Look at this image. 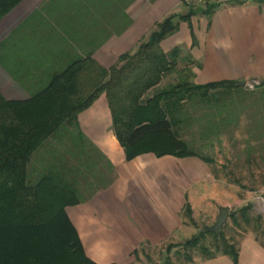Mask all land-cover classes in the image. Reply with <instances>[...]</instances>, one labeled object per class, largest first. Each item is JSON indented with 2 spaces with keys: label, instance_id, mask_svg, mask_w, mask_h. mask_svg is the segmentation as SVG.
I'll use <instances>...</instances> for the list:
<instances>
[{
  "label": "trees",
  "instance_id": "obj_1",
  "mask_svg": "<svg viewBox=\"0 0 264 264\" xmlns=\"http://www.w3.org/2000/svg\"><path fill=\"white\" fill-rule=\"evenodd\" d=\"M21 1L0 0V20ZM78 2L70 3L75 16ZM130 2L86 0L85 17L93 21L94 11L110 13L112 22L117 19L120 29L116 33L120 34L130 23L125 12ZM214 8L208 6L206 12ZM197 10L192 8L179 18L188 19ZM175 18L173 14L158 22L135 51L122 54L110 68L92 57L93 45L84 54H71L67 63L52 71L28 98L7 99L0 92V264H97L86 254L66 208L92 196L97 187L89 180L101 179L99 162L92 155L95 147L88 144L78 116L102 94L126 160L144 153L197 157L218 170L216 159L194 148L183 132L192 121L205 120L200 125L202 137L217 135L226 118L224 108L236 104L227 95L246 87L232 80L195 84L191 68L178 66L181 49L174 47L165 52L161 46L177 30ZM106 21L109 23L108 15ZM173 73H177V80L160 86ZM258 86L264 88V82ZM38 152L43 153L35 162L37 179L31 181L28 170ZM251 208L246 204L231 210L228 218L236 226L248 224L252 220ZM184 213L196 225L188 202ZM222 228L216 232L199 231L180 245L170 243L166 258L149 264H178L169 256L174 246H180L185 253L198 249L205 257L228 254L237 262L236 245ZM208 235L214 238L213 249L205 243ZM187 260H192L190 254Z\"/></svg>",
  "mask_w": 264,
  "mask_h": 264
},
{
  "label": "crops",
  "instance_id": "obj_2",
  "mask_svg": "<svg viewBox=\"0 0 264 264\" xmlns=\"http://www.w3.org/2000/svg\"><path fill=\"white\" fill-rule=\"evenodd\" d=\"M71 1L22 0L0 20V52L5 51L0 57V92L5 98H28L52 71L67 63L71 54H84L93 45L92 57L110 68L122 54L135 51L158 22L173 14L178 28L161 46L165 52L181 49L178 66L191 68L195 84L264 82V0L219 6L209 13L207 7L188 5L185 0H131L125 10L130 23L120 34L116 33L120 29L117 19L112 22L110 13L94 11L97 20H87L86 0H78L77 16L70 9ZM192 8L199 10L188 19L179 18ZM81 23L90 25L88 35L82 34ZM109 31L111 35L105 33L94 42L95 34ZM182 54L188 62H183ZM3 56L7 57L5 63ZM78 122L88 144L100 153L101 179H90L97 187L94 194L66 209L86 254L97 264L164 260L167 244L180 245L204 225H210L204 224L196 232L195 215L196 225L183 213L187 203L184 191L195 186L197 180L193 178L192 182L191 177L205 172L207 163L197 157L184 159L187 167L182 178L175 161L183 158L144 153L126 160L112 129L105 94L79 114ZM235 245L237 262L224 253L196 262L264 264V240L249 234ZM179 248L174 246L169 256Z\"/></svg>",
  "mask_w": 264,
  "mask_h": 264
},
{
  "label": "rangeland",
  "instance_id": "obj_3",
  "mask_svg": "<svg viewBox=\"0 0 264 264\" xmlns=\"http://www.w3.org/2000/svg\"><path fill=\"white\" fill-rule=\"evenodd\" d=\"M75 27L76 24L73 28L75 29ZM89 30L91 28L88 23L87 26H85V23H81L82 34L86 32V35H88ZM105 33L107 32L95 34L94 42H98ZM4 52H0V57ZM182 55L184 57V54ZM3 59L1 60L5 63L7 57L4 58L3 56ZM188 61L187 58H183L184 63ZM176 80L177 75L175 73L169 74L160 86H165ZM247 83L244 85L245 89L241 91L233 90L227 95L228 100L235 101L236 104H228L230 109L228 106L224 108L226 118L223 121L221 131L217 135H212L210 138L202 137L204 135L202 134L201 126L203 124L201 123L205 120L198 122L199 124L195 120L192 121L191 126L186 127L183 132L184 138L194 148L215 158L218 167V170H213L211 165L205 166V172H200L195 177H191L192 182L193 178L197 180L195 186L184 191L186 201L192 208V215L197 218L196 232L204 224H212L216 220L220 206H229L231 211L246 204L252 205L250 210L252 220L250 223L241 222V226H236L227 218L223 225L222 229L225 235L233 243H238L241 238L249 234L256 235L259 240H264V88L256 85L250 89L247 87ZM239 101L240 103H238ZM195 115L199 116L200 112ZM48 143L49 140L46 144ZM42 153H36L34 156L36 159L33 158L34 161L29 166L28 171L31 181L37 179L35 170L38 163L35 164V162H37V159L39 160L38 155ZM92 155L94 161H100L99 152L94 151ZM186 158L188 159V157H185L182 160L177 159L175 161L177 165H180L182 178H185V167L187 165H185L184 159ZM67 214L69 216L68 212ZM257 216H260L259 220L256 219ZM69 218L71 220L70 216ZM183 234H186V232H183ZM205 243L211 249L214 248V238L211 235L207 236ZM164 252L163 257L166 258V249ZM189 254L192 258L191 261L187 260ZM204 257L205 255L198 249H190L185 253L182 248H179L171 258L178 264H197ZM143 262L148 264L149 260L143 259Z\"/></svg>",
  "mask_w": 264,
  "mask_h": 264
},
{
  "label": "built area",
  "instance_id": "obj_4",
  "mask_svg": "<svg viewBox=\"0 0 264 264\" xmlns=\"http://www.w3.org/2000/svg\"><path fill=\"white\" fill-rule=\"evenodd\" d=\"M249 0H185V2L188 5H196V6H201V7H208V6H224L232 3H244ZM259 82L256 80L250 81L247 83V87L252 89L256 85H258Z\"/></svg>",
  "mask_w": 264,
  "mask_h": 264
},
{
  "label": "water",
  "instance_id": "obj_5",
  "mask_svg": "<svg viewBox=\"0 0 264 264\" xmlns=\"http://www.w3.org/2000/svg\"><path fill=\"white\" fill-rule=\"evenodd\" d=\"M242 85H245L244 82L241 83ZM230 212V207L229 206H220L218 210V214L216 217V220L210 224V225H204L201 228V231H206V232H216L219 231L222 226L225 224L228 215Z\"/></svg>",
  "mask_w": 264,
  "mask_h": 264
}]
</instances>
